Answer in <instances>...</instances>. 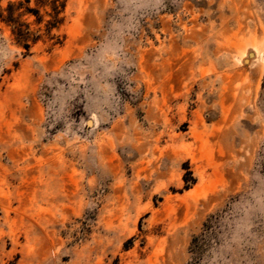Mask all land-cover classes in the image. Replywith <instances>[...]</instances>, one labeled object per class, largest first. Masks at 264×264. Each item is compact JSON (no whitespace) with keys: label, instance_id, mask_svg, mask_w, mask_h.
I'll return each mask as SVG.
<instances>
[{"label":"rangeland","instance_id":"rangeland-1","mask_svg":"<svg viewBox=\"0 0 264 264\" xmlns=\"http://www.w3.org/2000/svg\"><path fill=\"white\" fill-rule=\"evenodd\" d=\"M0 264H264V0H0Z\"/></svg>","mask_w":264,"mask_h":264},{"label":"bare ground","instance_id":"bare-ground-1","mask_svg":"<svg viewBox=\"0 0 264 264\" xmlns=\"http://www.w3.org/2000/svg\"><path fill=\"white\" fill-rule=\"evenodd\" d=\"M256 52H257V49H256ZM256 52H254V51H250V50H249V51L245 50L244 53H243V54H244V60H246V62L249 61V59H246V58L249 57V55H250L251 53H252L251 56H252V58H253L254 56H256V55H255ZM250 61H251V59H250Z\"/></svg>","mask_w":264,"mask_h":264},{"label":"water","instance_id":"water-1","mask_svg":"<svg viewBox=\"0 0 264 264\" xmlns=\"http://www.w3.org/2000/svg\"><path fill=\"white\" fill-rule=\"evenodd\" d=\"M250 55H252V53Z\"/></svg>","mask_w":264,"mask_h":264}]
</instances>
